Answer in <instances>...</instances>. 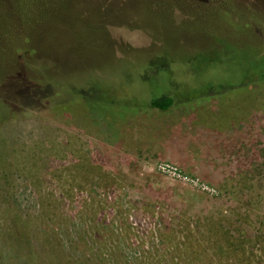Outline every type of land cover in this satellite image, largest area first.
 I'll list each match as a JSON object with an SVG mask.
<instances>
[{
    "label": "rangeland",
    "instance_id": "1",
    "mask_svg": "<svg viewBox=\"0 0 264 264\" xmlns=\"http://www.w3.org/2000/svg\"><path fill=\"white\" fill-rule=\"evenodd\" d=\"M0 264H264V0H0Z\"/></svg>",
    "mask_w": 264,
    "mask_h": 264
},
{
    "label": "trees",
    "instance_id": "2",
    "mask_svg": "<svg viewBox=\"0 0 264 264\" xmlns=\"http://www.w3.org/2000/svg\"><path fill=\"white\" fill-rule=\"evenodd\" d=\"M151 107L160 110H169L174 105V99L172 97H160L154 98L151 103Z\"/></svg>",
    "mask_w": 264,
    "mask_h": 264
}]
</instances>
